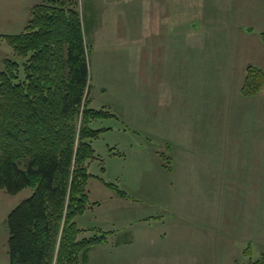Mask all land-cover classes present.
Listing matches in <instances>:
<instances>
[{
    "label": "rangeland",
    "instance_id": "374dc122",
    "mask_svg": "<svg viewBox=\"0 0 264 264\" xmlns=\"http://www.w3.org/2000/svg\"><path fill=\"white\" fill-rule=\"evenodd\" d=\"M35 1L0 0V71L5 70L6 60L21 62L4 36L25 32L31 20V6L43 2ZM167 4L171 13L179 12V17L174 18L177 26H191L199 31L201 25L208 24L214 41L228 43L230 49L236 46L238 63L251 62L264 72L261 36L264 22L260 25L253 22L255 12L264 11V0H168ZM143 5L144 0H80L85 40L91 51L89 107L108 114L90 124L100 133L90 140L94 158L88 161L92 175L86 187L88 209L78 217L77 223L86 230L84 236L107 233L110 241L125 238L130 233V224L139 220L165 221L171 222L165 240H188L194 236L192 229H195L206 241L205 226L178 223H188L187 220L194 217L224 216L236 222L240 219L243 231L238 225L229 235L216 236L219 250L223 252L213 257L214 262L264 264V87L256 96H245L243 80H239L241 69L236 66L223 68L225 74L233 76L232 81L219 77L211 82L197 80L192 83L179 79L180 72L189 73L185 65L179 66L180 72L178 65H146L142 44L151 40L142 39V26L146 23L142 16ZM181 35L178 32L164 34L169 43L164 44L165 56L174 50L173 45L180 47L177 40ZM183 36L187 39V35L183 33ZM184 52L178 56L180 59L187 57V47ZM173 57L170 55L166 59ZM247 67H244V82ZM214 68L219 69V66ZM191 87L197 91V100L202 98L200 94H206L214 105H231V116L226 121L238 127L240 151L244 157H250V169L253 168L255 175V188L245 192V205L250 199V209H238V203L231 204V198L227 206H221L219 201L216 205L207 202L204 194L199 192L201 172L214 170L215 161L200 160L199 169H196L197 164L194 165L195 176H189L188 163L181 164L177 172L173 168L174 136L188 134L184 123L190 121ZM143 96H146L145 100ZM244 98H259L250 101L260 110H247L244 104L248 101H240ZM233 142L230 139L228 151L235 156ZM253 152L256 153L252 155ZM234 166L231 159L227 160L225 173L229 171L233 176ZM195 187L199 192L197 197ZM33 194L34 188L17 194L0 190V264L11 263L8 217ZM243 211L245 221H242ZM253 211L258 215H253ZM253 218L255 232L251 230L250 234L248 220ZM159 228L160 231L164 229L161 225ZM95 252L92 264H108V251ZM177 260L174 254L157 258L146 256L139 258L138 264H176ZM210 261L211 258L204 254L197 258L199 264Z\"/></svg>",
    "mask_w": 264,
    "mask_h": 264
},
{
    "label": "trees",
    "instance_id": "16d2710c",
    "mask_svg": "<svg viewBox=\"0 0 264 264\" xmlns=\"http://www.w3.org/2000/svg\"><path fill=\"white\" fill-rule=\"evenodd\" d=\"M24 33L4 36L21 62L0 71V190L34 194L8 217L10 264H81L108 234L84 236L77 223L88 209L91 109L90 48L80 0H43ZM264 41V32L262 33ZM264 72L247 67L242 89L258 95Z\"/></svg>",
    "mask_w": 264,
    "mask_h": 264
},
{
    "label": "crops",
    "instance_id": "0c3cea01",
    "mask_svg": "<svg viewBox=\"0 0 264 264\" xmlns=\"http://www.w3.org/2000/svg\"><path fill=\"white\" fill-rule=\"evenodd\" d=\"M163 0H144V9L142 16L145 17L146 23L142 26V39L143 37L149 38L151 41L146 44H142L144 63L146 65H185L186 71L189 73L179 74V79L183 81H191L196 83L197 80H206L208 82L214 81L216 78L223 77L229 80H233V76L225 74L223 72L224 66H236L241 69L240 82L243 80L244 84V67L250 66L251 62L238 63L235 59L237 54L236 46L229 48L228 43H220L214 41L212 38V30L208 24L200 26L199 31L195 30L191 26H181L174 22V18L179 17V12H170L169 4L162 2ZM34 2H36L34 0ZM37 4V3H34ZM168 5V6H166ZM33 5L31 6V8ZM252 4V9H253ZM222 13V12H221ZM264 11L258 10L254 14V24H261L264 22ZM212 16V15H211ZM165 20V22H164ZM166 22H172L168 24ZM164 24V25H163ZM188 24V23H184ZM195 27V26H193ZM264 32V25L261 27ZM178 32L182 34L180 39L177 40L179 46H174L170 52V55L174 57L169 59L164 53V44L169 43L165 40L164 34ZM183 33L187 35V39L184 38ZM198 34V35H197ZM182 46L187 47V57L180 59L178 56L184 55V49ZM173 63H172V62ZM187 66V67H186ZM189 66V68H188ZM214 66H219L214 68ZM189 97V109H190V121L184 123L185 129L188 130V134L175 135L173 140V168L177 172L180 170L181 164H189V176H195L197 171L194 169V165L197 164L199 169L200 160H206L208 163L215 161V169L210 168L207 172H201V193L204 194L207 202L218 204L221 206H227L230 204V198L233 203H238L237 208L249 207L250 199L245 205V192L250 188H255V175L250 169V157L249 159L244 157L240 151L239 133L238 127L230 125L226 120L231 116L230 106L227 105H214L212 99L206 94L201 95V99L197 100V91H193ZM162 96V95H161ZM199 97V94H198ZM240 97V96H239ZM146 96H143V100ZM240 99V98H239ZM250 100L258 101V99H248L240 101H248L244 106L247 110L253 109L256 112L259 106L254 104ZM149 107V105H148ZM150 108V107H149ZM230 139L234 140L232 144H235L234 155L228 151V145ZM257 152V150H256ZM256 152L251 153L252 155ZM249 153V152H248ZM247 154V153H246ZM232 160L235 164L233 176L229 174V171L225 173L227 160ZM225 162V163H224ZM218 164V166H217ZM253 164V163H252ZM209 165V164H208ZM215 177H213V175ZM191 180V179H190ZM195 197H197L198 189ZM216 194V196H213ZM226 194V197L223 196ZM225 200V202H223ZM223 202V203H222ZM255 206V202H253ZM258 206H256V210ZM253 215H258L257 211H253ZM245 215L243 211V219L245 221ZM188 223H178L181 225L191 224L193 226H205V236L207 240L202 239V234H196L197 231L192 229L194 236L188 240L179 239L176 241L165 240L168 233L167 226L171 224L165 223V221L151 222L149 220H139L130 224V233L125 238H113L108 243L93 248L88 259L83 264L94 263L95 251L99 253L108 251L109 256L107 258L108 264H138L139 258L146 256H163L178 257L176 264H199L197 258L202 254L211 258L208 264H216L213 257L222 254V250H219L217 235H229L233 231L235 226L239 225L241 231L244 229L240 226V219L233 220V218L221 216L220 218L212 217H194L187 220ZM253 224V225H252ZM254 218L252 221L248 220V232L251 234V230L255 232ZM161 227H164L160 231ZM180 231V228H178ZM164 232V234H162ZM251 236H249L250 238ZM170 239V238H169ZM174 240V238H172ZM201 248V251L200 249ZM123 260V263H122Z\"/></svg>",
    "mask_w": 264,
    "mask_h": 264
}]
</instances>
